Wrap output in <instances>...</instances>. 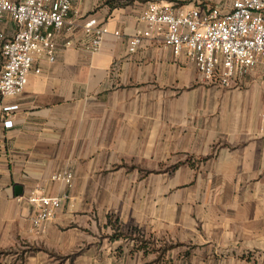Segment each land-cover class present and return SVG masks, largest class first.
<instances>
[{"label": "crops", "instance_id": "1", "mask_svg": "<svg viewBox=\"0 0 264 264\" xmlns=\"http://www.w3.org/2000/svg\"><path fill=\"white\" fill-rule=\"evenodd\" d=\"M152 1L232 3L82 0L55 36V61L39 58L22 94L0 98V264H117L120 244L96 237L110 214L157 238L169 225L175 241L220 249L218 264H264V66L224 88L197 82L195 63L157 33L130 53ZM92 18L108 29L97 51ZM64 172L71 185L54 179ZM31 193L66 197L40 228Z\"/></svg>", "mask_w": 264, "mask_h": 264}, {"label": "built area", "instance_id": "2", "mask_svg": "<svg viewBox=\"0 0 264 264\" xmlns=\"http://www.w3.org/2000/svg\"><path fill=\"white\" fill-rule=\"evenodd\" d=\"M81 1L0 0V50L4 58L1 100L22 94L29 76L41 73L35 67L39 58L55 61V36L67 27L70 11ZM141 20L147 28L135 31L129 52L135 53L144 39L157 33L175 55L186 53L203 83L217 82L227 88L237 75H247L259 64L264 66V0H232L226 12L152 1L147 3ZM8 21L15 26L11 35L6 34ZM84 30L92 35L90 49L97 51L108 29L92 18L85 23ZM18 109L17 104L2 107L8 115ZM4 125L11 128L13 122L6 120ZM54 179L71 185L73 175L64 172ZM65 198L31 193L27 199L33 210V227H43L53 220Z\"/></svg>", "mask_w": 264, "mask_h": 264}, {"label": "rangeland", "instance_id": "3", "mask_svg": "<svg viewBox=\"0 0 264 264\" xmlns=\"http://www.w3.org/2000/svg\"><path fill=\"white\" fill-rule=\"evenodd\" d=\"M197 82L203 83L198 75ZM122 220L111 214L103 217L99 237L96 236L99 240L97 244H120L115 250L117 264H218L217 259L222 256L221 250L210 244H182L173 240L169 225L165 226V234L157 238L146 234L140 224H125ZM94 242L80 241L79 244ZM145 244L149 256L141 252L140 247Z\"/></svg>", "mask_w": 264, "mask_h": 264}]
</instances>
